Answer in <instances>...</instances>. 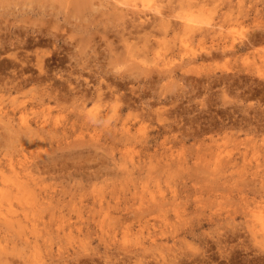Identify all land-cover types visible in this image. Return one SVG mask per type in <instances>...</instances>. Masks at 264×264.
Wrapping results in <instances>:
<instances>
[{
	"label": "rangeland",
	"instance_id": "374dc122",
	"mask_svg": "<svg viewBox=\"0 0 264 264\" xmlns=\"http://www.w3.org/2000/svg\"><path fill=\"white\" fill-rule=\"evenodd\" d=\"M0 264H264V0H0Z\"/></svg>",
	"mask_w": 264,
	"mask_h": 264
},
{
	"label": "bare ground",
	"instance_id": "6f19581e",
	"mask_svg": "<svg viewBox=\"0 0 264 264\" xmlns=\"http://www.w3.org/2000/svg\"><path fill=\"white\" fill-rule=\"evenodd\" d=\"M140 31H141V29H140ZM17 32H18V30H17ZM17 32H16V33H17ZM36 32H37V31H36ZM24 33H25V32H24ZM17 36H18V35H17ZM2 38H3V36H2ZM9 38H10V37H9ZM55 38H56V37H55ZM11 44H12V43H11ZM56 49H57V48H56ZM44 72H45V71H44ZM45 73H46V72H45ZM48 76H49V75H48ZM16 87H17V86H16ZM7 88H8V87H7Z\"/></svg>",
	"mask_w": 264,
	"mask_h": 264
}]
</instances>
